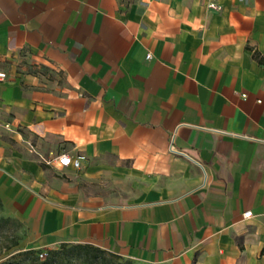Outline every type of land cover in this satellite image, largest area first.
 Returning <instances> with one entry per match:
<instances>
[{
  "label": "crops",
  "instance_id": "1",
  "mask_svg": "<svg viewBox=\"0 0 264 264\" xmlns=\"http://www.w3.org/2000/svg\"><path fill=\"white\" fill-rule=\"evenodd\" d=\"M258 57L264 0H0V200L27 247L264 264Z\"/></svg>",
  "mask_w": 264,
  "mask_h": 264
},
{
  "label": "trees",
  "instance_id": "2",
  "mask_svg": "<svg viewBox=\"0 0 264 264\" xmlns=\"http://www.w3.org/2000/svg\"><path fill=\"white\" fill-rule=\"evenodd\" d=\"M258 60L264 63L262 57ZM3 203L0 200V208ZM10 221V217L0 216V220ZM19 237L13 236L5 249L17 246ZM40 250L35 248L17 249L12 252L0 264H133L131 260H121V257L112 252H108L91 243H60L56 248H50L45 253L44 258H39Z\"/></svg>",
  "mask_w": 264,
  "mask_h": 264
},
{
  "label": "rangeland",
  "instance_id": "3",
  "mask_svg": "<svg viewBox=\"0 0 264 264\" xmlns=\"http://www.w3.org/2000/svg\"><path fill=\"white\" fill-rule=\"evenodd\" d=\"M0 216L11 218L10 221L4 219L0 220V262H1L9 258L10 254L16 251L17 249H24V247L29 246L33 237L27 233V228L25 227L23 221H21L16 217L7 215V213L4 210V206L0 208ZM13 236L19 237L18 245L11 247L8 250L5 249L6 246H8V244L10 243L11 238ZM69 243H74V242H69ZM58 246L59 244L57 246H43L35 249L40 250L41 252H46L48 249L56 248ZM121 260L124 261L125 259L121 258Z\"/></svg>",
  "mask_w": 264,
  "mask_h": 264
},
{
  "label": "built area",
  "instance_id": "4",
  "mask_svg": "<svg viewBox=\"0 0 264 264\" xmlns=\"http://www.w3.org/2000/svg\"><path fill=\"white\" fill-rule=\"evenodd\" d=\"M208 6L215 9L220 8V6L214 1L209 2ZM5 77H6V73L4 71H0V80H3ZM245 95H246L245 93H242L243 97ZM84 158L85 156L83 154L72 155L68 152H63L56 157V161L62 167L73 166L75 168H79ZM250 214H251V210H247L243 213L244 216H248ZM45 254H46L45 252H40L39 257L42 258L44 257Z\"/></svg>",
  "mask_w": 264,
  "mask_h": 264
}]
</instances>
